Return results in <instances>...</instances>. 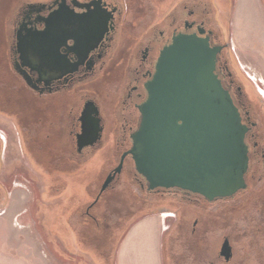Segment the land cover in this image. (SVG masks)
I'll return each mask as SVG.
<instances>
[{
	"label": "flooded vegetation",
	"instance_id": "flooded-vegetation-1",
	"mask_svg": "<svg viewBox=\"0 0 264 264\" xmlns=\"http://www.w3.org/2000/svg\"><path fill=\"white\" fill-rule=\"evenodd\" d=\"M220 1L233 6V0H13L6 13L10 41L3 60L22 88L3 79L0 90L8 85L19 97L27 91L37 110L27 117L10 105L0 107L3 127L9 131L8 123L13 122L22 155L39 172L68 170L71 159L87 154L112 156L113 165L96 201L82 216L95 220L91 209L123 174L142 191L180 203L175 211L164 209L166 215L172 214L165 246L177 253L175 264L180 260L190 264L196 258L191 253L198 251L212 252L199 264H246L235 247L233 222L244 215L248 202L264 207V98L236 69L217 14ZM180 34L208 37L211 47H223L216 73L239 109L249 149L247 188L230 199L209 202L178 190L150 192L130 154L132 136L141 124L140 107L149 96L147 85L161 52ZM84 114L90 122L88 133L98 131L99 140L79 152ZM1 161L0 139V171ZM119 168L121 172L101 193ZM50 182L53 189L61 184ZM249 228L264 238V219L248 224ZM209 239L212 244L206 246Z\"/></svg>",
	"mask_w": 264,
	"mask_h": 264
},
{
	"label": "rangeland",
	"instance_id": "rangeland-1",
	"mask_svg": "<svg viewBox=\"0 0 264 264\" xmlns=\"http://www.w3.org/2000/svg\"><path fill=\"white\" fill-rule=\"evenodd\" d=\"M12 1L0 0V83L6 79L9 86L20 85L21 89L18 77L3 60L10 41L5 19ZM222 2H218L217 14L236 69L251 79L264 98V0H233L231 9ZM8 85L0 90V107L10 105L27 117L32 115L37 110L32 95L24 91L25 97H19ZM4 124L0 118V264H153L154 238L160 244L162 233L164 264H171L168 256L177 260V253L165 246L172 214L166 215L164 209L175 211L180 203L142 191L123 174L91 209L95 220L82 216L96 201L113 165L112 156L87 154L71 159L68 170L39 172L29 165L30 158L22 155L13 122L8 123L9 131ZM54 180L61 184L53 189L49 186ZM246 205L244 215L233 222L235 247L246 264H264V238L246 230L248 224L254 226L264 219V207L253 201ZM155 215L166 218L163 232L152 220ZM211 244L209 239L206 246ZM191 254L196 258L190 264H199L198 260L209 258L212 252Z\"/></svg>",
	"mask_w": 264,
	"mask_h": 264
},
{
	"label": "water",
	"instance_id": "water-1",
	"mask_svg": "<svg viewBox=\"0 0 264 264\" xmlns=\"http://www.w3.org/2000/svg\"><path fill=\"white\" fill-rule=\"evenodd\" d=\"M222 50L208 37L180 34L161 52L130 151L148 191L178 190L213 202L247 188V128L216 73ZM81 122L79 152L99 140L98 131L88 133L87 115ZM120 172L107 178L101 193Z\"/></svg>",
	"mask_w": 264,
	"mask_h": 264
},
{
	"label": "crops",
	"instance_id": "crops-1",
	"mask_svg": "<svg viewBox=\"0 0 264 264\" xmlns=\"http://www.w3.org/2000/svg\"><path fill=\"white\" fill-rule=\"evenodd\" d=\"M164 219L165 218H163L162 216H157V215L153 216V219H152L156 223L157 228L158 229L161 228L160 229L161 232L164 231L163 230ZM163 234L164 233H162L160 244H159V241H158V243H156L157 240H155L156 238H154V244L152 246V251H151V259H152V263L153 264H164V260H163V249L164 248H163V242H162L163 241V239H162L163 238ZM168 260H169V262L171 264H175L174 260L170 256H168Z\"/></svg>",
	"mask_w": 264,
	"mask_h": 264
}]
</instances>
